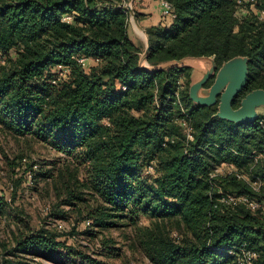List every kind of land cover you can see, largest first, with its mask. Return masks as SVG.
<instances>
[{"label":"trees","instance_id":"obj_1","mask_svg":"<svg viewBox=\"0 0 264 264\" xmlns=\"http://www.w3.org/2000/svg\"><path fill=\"white\" fill-rule=\"evenodd\" d=\"M123 1L0 0V120L21 133L35 131L66 155L47 169L30 168L35 181H53L61 198L53 216L67 215L62 204L79 202L88 203L86 216L100 229L149 215L153 224L138 226L131 240L154 264H242L244 246L258 252L253 264H264V211L220 200L224 190L264 202V156L257 158L264 153V114L235 121L219 113V99L197 102L190 65L142 67ZM169 1L176 16L147 28L150 66L212 56L218 71L245 57L247 79L233 107L264 89V0L248 2L242 15L238 0ZM82 55L90 58L86 65ZM59 64L70 72L53 82ZM184 109L193 139L179 122ZM223 163L233 168L212 176ZM150 165L152 173L145 170ZM92 230L85 233L95 236ZM103 244L101 254L119 255L110 239ZM25 254L107 264L44 227L19 235L1 264H32Z\"/></svg>","mask_w":264,"mask_h":264},{"label":"rangeland","instance_id":"obj_2","mask_svg":"<svg viewBox=\"0 0 264 264\" xmlns=\"http://www.w3.org/2000/svg\"><path fill=\"white\" fill-rule=\"evenodd\" d=\"M129 1L124 0L122 6H125L131 16V12L127 8ZM247 4L248 1H245L243 7L239 8V15L247 12ZM132 10L134 9L132 8ZM130 24L129 18L128 31ZM138 46L141 48L143 55L146 47L145 41L141 40ZM12 55L15 54L12 53ZM194 59H199L203 68L194 65L195 60L190 64L191 86L203 77L205 71H208L212 64L205 57L204 59ZM224 71L223 68L214 71L207 82L199 89L198 95L208 97L217 78ZM185 79L186 76H183L180 83L183 84ZM235 81L234 79L223 86L221 93L218 95L219 102L222 94ZM244 98L242 97L240 104ZM258 109L261 114H264V102L258 105ZM6 121L8 120L6 119ZM4 122V120H0V264L2 257L8 253L11 245L15 243L19 235L37 231L41 227L62 234V237L66 238L68 243L97 259L105 261L107 264H154L141 248L137 247L131 240L138 226L153 224L154 220L149 215H141L139 221L134 224L124 220V223L130 224L100 229L93 226L86 216L85 205L88 203L79 202L78 207L62 204L61 208L67 211V215L53 216L51 212L61 199L55 194L53 181L40 177H37V181H35L30 168L47 169L51 166V161L57 158L63 159L66 155L56 150L49 140L39 137L35 131L21 133L15 127H11ZM74 162L70 167L75 165ZM147 167L145 170L149 172V167ZM229 169L230 167L226 165L225 170ZM79 173L80 177H83L84 168L82 165L79 168ZM73 228H76L75 233L72 232ZM86 229H93L92 231H95L96 235H88L85 233ZM107 238L110 239L111 245L119 248V255L107 256L101 254L103 247H105L103 241ZM24 257L32 264H35V261L57 264L30 254H25ZM74 264L81 263L76 261Z\"/></svg>","mask_w":264,"mask_h":264},{"label":"water","instance_id":"obj_3","mask_svg":"<svg viewBox=\"0 0 264 264\" xmlns=\"http://www.w3.org/2000/svg\"><path fill=\"white\" fill-rule=\"evenodd\" d=\"M131 1V0H130ZM128 3L127 8L128 10L134 15L136 19V15L132 10L131 3ZM125 7V6H124ZM126 9V8H125ZM151 48V41L149 36H147V46L141 58V66L149 69V70H162L164 68L173 67L176 65H190L194 58H203L209 59L212 64L208 71H205L203 77L197 81L193 86H190V93L191 96L199 103H211L218 99V95L221 93V89L224 85L231 82L232 80H236L228 90H226L222 96L221 101L219 103V113L223 116L235 120V121H249L258 118L259 114L257 111V107L259 104L264 102V89L257 88L249 93H247L242 100L239 107L234 108L232 105L233 98L242 90L246 83L247 79V70H246V58L245 57H237L234 58L226 63L222 67L224 72H222L219 77L217 78L210 94L208 97H203L198 95L199 89L207 82L210 76L216 69V62L213 57L209 56H186L179 59H175L169 61L167 63L153 66L151 67L147 63V57L150 52ZM225 67V69H224ZM219 68V69H220Z\"/></svg>","mask_w":264,"mask_h":264},{"label":"built area","instance_id":"obj_4","mask_svg":"<svg viewBox=\"0 0 264 264\" xmlns=\"http://www.w3.org/2000/svg\"><path fill=\"white\" fill-rule=\"evenodd\" d=\"M160 1H161V5H162L163 15L166 16L167 19L174 18L176 16V13L174 11L172 3L169 0H160ZM245 1H248L251 3L254 2V0H238V3L240 5H243L245 3ZM259 17H260V19L264 20V10L260 11ZM72 18H73V16L71 14H65L63 16V20H65V21H70V20H72ZM89 59L90 58L88 56H85V55L78 57V60L83 65H86L88 63ZM96 60L98 61V59H96ZM56 71H57V74H56L57 77L55 79H53V82H57L61 78L67 76V74L70 72V67L67 65L59 64L56 67ZM183 112L185 113V115L180 118L179 122L181 123V125L184 128V132H185L187 138L193 139L194 138L193 128H192L191 123L187 119L186 109H184ZM170 139L172 140V138H170L169 136L166 137V140H170ZM263 156H264V153L261 152L257 155V158L263 157ZM224 165L225 166L227 165V167L233 168L232 164L223 163L217 169V171L212 173V176L224 173L226 171ZM153 170H154V166L150 165L148 168V171L153 172ZM238 175H239V177H245V175H241V174H238ZM251 184L255 190H258L261 182L259 180H254V181H252ZM220 193H221L220 200L226 205L236 206L238 204H244L252 212L264 211V202L254 198V197H251L247 193H236V192H230V191H224V190H220ZM257 256H258V252L255 249H251V248L244 246L241 250V253L239 254L238 260L242 264H253V262Z\"/></svg>","mask_w":264,"mask_h":264},{"label":"crops","instance_id":"obj_5","mask_svg":"<svg viewBox=\"0 0 264 264\" xmlns=\"http://www.w3.org/2000/svg\"><path fill=\"white\" fill-rule=\"evenodd\" d=\"M130 3L136 15V19L132 13L131 16L129 15L131 22L129 26L130 37L137 45H140L141 40H144L147 46V28L167 20V17L163 15L161 1L131 0ZM257 111L260 115L258 107Z\"/></svg>","mask_w":264,"mask_h":264},{"label":"bare ground","instance_id":"obj_6","mask_svg":"<svg viewBox=\"0 0 264 264\" xmlns=\"http://www.w3.org/2000/svg\"><path fill=\"white\" fill-rule=\"evenodd\" d=\"M193 60H195V59H193ZM193 62V61H192ZM196 63H198V64H196ZM193 64L194 65H196V66H198L199 68H203V66H202V64H201V61L198 59V60H195L194 62H193Z\"/></svg>","mask_w":264,"mask_h":264}]
</instances>
